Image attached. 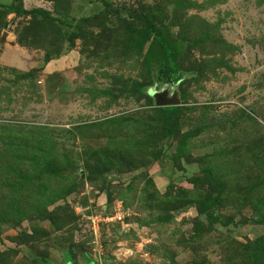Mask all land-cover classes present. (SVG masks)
<instances>
[{"label":"rangeland","instance_id":"1","mask_svg":"<svg viewBox=\"0 0 264 264\" xmlns=\"http://www.w3.org/2000/svg\"><path fill=\"white\" fill-rule=\"evenodd\" d=\"M0 264H264V0H0Z\"/></svg>","mask_w":264,"mask_h":264},{"label":"trees","instance_id":"2","mask_svg":"<svg viewBox=\"0 0 264 264\" xmlns=\"http://www.w3.org/2000/svg\"><path fill=\"white\" fill-rule=\"evenodd\" d=\"M154 31H153V29H147V31H146V33H147V35H150V34H152ZM155 35V34H154ZM174 59V58H173ZM176 63V59H175V61L174 60H172V65L170 64L169 65V70L171 71V73L173 74V75H177V73H178V65L177 64H175ZM177 109L178 108H176V107H165V108H163L162 110V113L165 115L164 117H165V119L163 120V127L165 128V129H168V125L170 124V122L173 120V118H174V115L176 114V112H177Z\"/></svg>","mask_w":264,"mask_h":264}]
</instances>
